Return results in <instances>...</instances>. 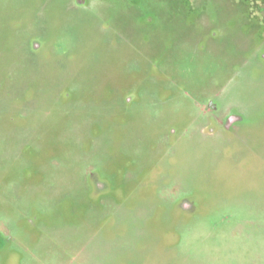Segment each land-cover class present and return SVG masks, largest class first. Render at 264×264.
Segmentation results:
<instances>
[{
    "label": "rangeland",
    "instance_id": "obj_1",
    "mask_svg": "<svg viewBox=\"0 0 264 264\" xmlns=\"http://www.w3.org/2000/svg\"><path fill=\"white\" fill-rule=\"evenodd\" d=\"M0 264H264V0H0Z\"/></svg>",
    "mask_w": 264,
    "mask_h": 264
},
{
    "label": "flooded vegetation",
    "instance_id": "obj_2",
    "mask_svg": "<svg viewBox=\"0 0 264 264\" xmlns=\"http://www.w3.org/2000/svg\"><path fill=\"white\" fill-rule=\"evenodd\" d=\"M219 109L215 105L213 100H206L201 107H199V118L200 120L196 122V129L199 134L205 135L207 137H210L211 135H214L216 132L217 128L219 130H222L224 133H229L230 135L239 133L241 131V128L237 127L240 126V124L243 122V118L240 117L239 114H227V115H222V117L217 113ZM236 135V134H235ZM157 173L155 174V176ZM163 175V174H160ZM151 178V172L149 174H141V177L139 179L140 184L143 185V190H141L140 193L144 195L143 201L145 202H152L154 200H157V204L159 208H164V204L162 202L164 201V197H169L172 198V194H175V192L179 189L178 187H172L170 189H167L166 191H155V189L161 190L162 188L159 186H147L150 182ZM154 180V178H152ZM157 180V178H155ZM94 181V186H92L90 189V192L93 194H103L104 196L109 195L110 193L117 194L119 196L123 195V192L116 189H113L111 185L108 182H101L98 180V178L93 175L91 177V182ZM155 182V181H154ZM124 184V182H123ZM156 187V188H155ZM136 188V187H135ZM134 188V190H135ZM132 194H135V191H130L128 195L125 196H131ZM172 195V196H170ZM103 196V197H104ZM157 197V198H156ZM120 198V197H119ZM118 198V199H119ZM175 205L177 206V209H180L182 212H184V222L186 223L185 225H190L191 224V219H189L187 216L194 214L196 211L195 206L193 204V199L189 196L184 195V199L181 201L174 202ZM159 212L157 211V215ZM161 214V213H160ZM154 215V214H153ZM153 215L151 216V219H148L146 222V225L148 227H152L155 224H158L160 222L158 216L156 218H153ZM170 220H175L176 215L174 213L169 215ZM170 222V221H169Z\"/></svg>",
    "mask_w": 264,
    "mask_h": 264
}]
</instances>
